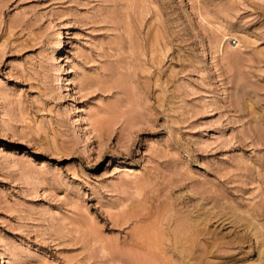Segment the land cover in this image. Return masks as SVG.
Returning <instances> with one entry per match:
<instances>
[{"label":"rangeland","instance_id":"1","mask_svg":"<svg viewBox=\"0 0 264 264\" xmlns=\"http://www.w3.org/2000/svg\"><path fill=\"white\" fill-rule=\"evenodd\" d=\"M0 264H264V0H0Z\"/></svg>","mask_w":264,"mask_h":264},{"label":"bare ground","instance_id":"2","mask_svg":"<svg viewBox=\"0 0 264 264\" xmlns=\"http://www.w3.org/2000/svg\"><path fill=\"white\" fill-rule=\"evenodd\" d=\"M60 30V29H59ZM56 32V31H55ZM225 33V32H224ZM58 34V40H57V50H59V48H60V46H61V44H62V41H61V34L60 33H57ZM55 36V35H54ZM65 36V35H64ZM223 38V40H227V39H229V37H228V35L227 34H224L223 36H222ZM55 38V37H54ZM53 39V37L51 38V40ZM53 41V40H52ZM54 43V42H53ZM236 43H237V41H236ZM55 47V46H54ZM54 49V48H53ZM54 54V53H53ZM62 55V54H61ZM54 57V56H53ZM60 59V58H59ZM56 60V59H55ZM59 61V60H58ZM57 61V62H58ZM61 62V61H60ZM61 67V66H60ZM61 70H62V68H61ZM66 70V69H65ZM65 70L63 71V73L65 72ZM60 73H61V71H60ZM60 77V76H59ZM60 81V80H59ZM66 81V80H65ZM61 82V81H60ZM66 82H68V79H67V81ZM65 82V83H66ZM63 83V82H62ZM67 84V83H66ZM62 85V84H61ZM64 85V84H63ZM2 255V254H1ZM2 257V256H1Z\"/></svg>","mask_w":264,"mask_h":264}]
</instances>
